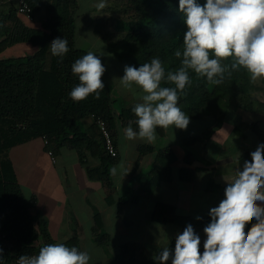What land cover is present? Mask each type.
<instances>
[{"label": "trees", "instance_id": "1", "mask_svg": "<svg viewBox=\"0 0 264 264\" xmlns=\"http://www.w3.org/2000/svg\"><path fill=\"white\" fill-rule=\"evenodd\" d=\"M203 4L206 0H198ZM34 16L46 9L48 16L42 29L27 26L15 13H11V28L1 26L0 20V248L3 249L2 264H15L20 255H36L39 249L56 242L47 228L38 223L32 205L17 181L15 169L10 158V151L17 146L36 139L47 140L46 149L54 156L60 149L67 148L78 153L80 162L87 164L88 156L99 160L97 167L87 166L88 176L92 180L102 181L110 195L116 192L110 169L116 162L105 148V141L98 126V120L106 123L115 142L120 127L131 124L136 126L134 106L118 108L113 98L111 86L102 77L104 90L99 98L90 95L86 100L74 102L70 91L79 83L71 71L72 64L86 50L76 46V18L79 0H30ZM111 9L116 11L114 23H119L120 33L114 38L104 34V25L111 18L96 27V33L108 45L110 51L120 61L129 66L140 67L158 57L165 72L176 71L181 66L176 50L183 51V37L187 31L185 17L179 12V0H115ZM55 38L68 41L69 51L61 58L51 54L50 44ZM31 45L32 54L13 58H1L9 48L19 45ZM229 63V61H224ZM191 84L186 87V96H181L178 106L191 119H203L227 107H241L245 103L251 87L249 74L241 69L232 76L226 75L224 82L213 85L206 78L189 70ZM162 86L174 87L166 80ZM93 118L89 130L84 121ZM162 132V128L159 129ZM116 145V143H115ZM117 148V146H116ZM157 150L152 168L144 181L148 191L162 182L169 180L172 172L174 154L169 148L156 149L152 146L139 147L140 156ZM134 171L137 170V166ZM180 179L190 181L193 173L181 170ZM131 185L126 196L118 202V217H123L129 202H137L139 196H132ZM152 219L177 225L181 233L191 224L198 234L200 224L189 216L178 215L175 207L158 204ZM98 228H102L97 220ZM106 235L98 237L100 241ZM107 238V237H106ZM108 240V238H107ZM174 239L170 250L174 253ZM68 246L79 249L78 238L65 242ZM128 248H122L116 264H124ZM203 252V246H200ZM145 264H154L147 262ZM167 264H171V257Z\"/></svg>", "mask_w": 264, "mask_h": 264}, {"label": "crops", "instance_id": "2", "mask_svg": "<svg viewBox=\"0 0 264 264\" xmlns=\"http://www.w3.org/2000/svg\"><path fill=\"white\" fill-rule=\"evenodd\" d=\"M114 1L105 0L106 7L97 9V0L90 10L77 16L76 25L79 18L82 22L90 21L96 33L99 23L107 19L96 21L95 15L109 10ZM79 5L81 7L80 0ZM12 12L15 13L14 3L0 0L2 27H12ZM47 16L46 9H43L35 13L32 21L18 17L27 26L42 29ZM13 48L7 49L1 58L17 57ZM251 83L246 102L241 107L232 105L203 119L190 118L185 130L170 127L160 133L157 128V139L153 144L125 139L123 130L126 127H120L115 138L118 158L111 167L118 169L116 175L111 174L116 188L111 201L106 185L100 180H92L87 173V166L94 168L100 164L98 159L88 156L84 165L76 151L62 148L53 163L43 139L13 148L10 158L17 181L26 197L34 200L32 209L38 223L47 228L56 243L78 238L79 250L89 253L90 264H116L124 246L128 248L124 264H159L155 257L162 247L170 249L172 241L181 233L177 225L152 219L156 205L163 204L175 207L178 215L192 217L202 224L198 235L203 246L206 239L203 229L211 221L210 209L224 199L227 183L235 179L237 170L242 169L245 161H251L250 154L257 146L264 144V78ZM118 89L117 86L112 89L114 99H119L124 91L121 87ZM92 123L93 118L85 120V128L89 130ZM173 138H176V146L171 142ZM128 143H133L131 152L125 150ZM142 145L169 148L174 154L170 179L148 191H144L146 186L143 184L155 162L157 150L140 156L139 147ZM183 169L193 173L192 180L180 179ZM132 184L131 197L135 195L139 199L129 202L120 218L118 202L126 196ZM97 220L101 222V229ZM247 227L250 228L251 224ZM101 235H106L108 240L105 237L100 241L98 237Z\"/></svg>", "mask_w": 264, "mask_h": 264}, {"label": "clouds", "instance_id": "3", "mask_svg": "<svg viewBox=\"0 0 264 264\" xmlns=\"http://www.w3.org/2000/svg\"><path fill=\"white\" fill-rule=\"evenodd\" d=\"M96 7L104 9L105 0H99ZM179 12L187 27L183 51L174 53L182 57L181 66L166 74L162 61L153 57L138 68L124 67L121 85L129 90L135 85L142 93L141 102L132 109L137 129L130 124L123 130L127 140L153 144L157 128L188 127L190 118L178 103L191 84L189 70L213 85L222 84L226 75L230 77L241 69L252 81L264 78V0H206L203 4L179 0ZM50 51L62 60L69 51L68 41L55 38ZM71 71L79 79L69 93L74 102L93 94L99 98L106 69L95 53L88 51L78 58ZM165 80L174 87L162 86ZM250 155L251 161H245L235 179L227 183L224 199L209 211L211 221L203 229V252L201 238L189 224L176 236L174 253L162 247L155 257L159 264H167L170 257L171 264H264V144ZM117 170L113 167L110 172L116 175ZM90 259L86 251L55 243L41 247L36 255H20L17 264H90Z\"/></svg>", "mask_w": 264, "mask_h": 264}, {"label": "rangeland", "instance_id": "4", "mask_svg": "<svg viewBox=\"0 0 264 264\" xmlns=\"http://www.w3.org/2000/svg\"><path fill=\"white\" fill-rule=\"evenodd\" d=\"M97 0H80V10L78 12V16H80L82 13H84L86 10H90L92 5ZM107 1V0H106ZM114 2L108 7L109 10L102 11L97 16L96 21H99L101 18L104 19H110L111 22L104 25L103 32L104 34H108L111 38H114L120 33V29L118 28L119 23H114V18L117 17L116 11L111 9V6ZM92 15V16H94ZM84 18H82L83 20ZM104 23V22H103ZM101 24V23H99ZM97 33L94 32V25L90 23V21L82 22L79 19H77V33H76V46L79 49H83L88 51H92L95 53L102 61L103 65L105 66V73L104 76L109 82L108 84L113 87H118L120 89H123V93L119 97V100L117 101L118 108H125L133 106L134 103H139L140 101V95H142L141 90L133 85L132 89H125L120 82V78L124 75V67L125 65H128L113 54L108 45L102 40ZM22 48V49H21ZM25 48V49H24ZM14 55L18 57L23 56L26 54H32L34 52V48L31 45H19L13 48ZM120 65V66H119ZM119 89L117 91H119ZM124 95V96H123ZM123 98V99H121ZM174 146H176V138H173L171 141ZM134 148L133 143H128L125 145V150L129 152L132 151ZM173 229H175L173 227Z\"/></svg>", "mask_w": 264, "mask_h": 264}, {"label": "built area", "instance_id": "5", "mask_svg": "<svg viewBox=\"0 0 264 264\" xmlns=\"http://www.w3.org/2000/svg\"><path fill=\"white\" fill-rule=\"evenodd\" d=\"M10 1L14 3L15 10L18 16L26 19L27 21H32L34 19V12L30 4V0H10ZM43 1L46 2L49 0H43ZM98 126L102 132L107 153L111 157L116 158L118 156V152L111 131L109 130L106 123L102 120H98ZM44 142L45 145H47V140L44 139ZM48 155L51 157L53 163H56V157L54 156L53 152L48 151ZM15 264H17V260Z\"/></svg>", "mask_w": 264, "mask_h": 264}]
</instances>
